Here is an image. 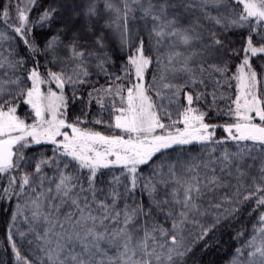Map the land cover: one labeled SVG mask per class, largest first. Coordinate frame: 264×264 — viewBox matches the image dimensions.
<instances>
[{"label":"snow or ice","instance_id":"1","mask_svg":"<svg viewBox=\"0 0 264 264\" xmlns=\"http://www.w3.org/2000/svg\"><path fill=\"white\" fill-rule=\"evenodd\" d=\"M209 2L214 8H223L222 13L206 17L221 26L220 31L247 30L245 47L240 52L230 50L231 56L243 55L232 77L225 76L226 60L213 62L225 53L223 40L215 32L206 39L191 25L181 27L175 11L180 5L172 0H122L123 9L105 5L123 21L121 44L134 48L124 71L126 75L134 73L135 82L127 88L117 85L115 91L111 85L94 89L119 97L120 106L113 101L109 109L115 113L114 122L107 126L122 134L106 135L82 128L79 125L85 121L79 117L68 121L65 84L85 83L80 77L88 75L84 67L86 52L78 33L65 43L58 32L43 49L49 54L69 49L75 65L71 75L47 68L42 74L39 61L33 59L35 66L25 69L23 77L30 86L23 84L20 76L0 81V177H5L7 184L0 188V199L16 198L11 220L15 223L18 216L23 217L28 232L40 242L43 258L38 264H186L185 258L197 239L206 237L223 221H236L244 215L251 218L254 213L256 223L251 234L245 237L243 229L236 233L242 242L231 264H264V96L250 62L257 55L264 57V0H202V6L207 7ZM20 3L13 5L17 26L8 27L35 57L41 49L29 43L28 12L36 0H27L23 8ZM235 5L241 6L239 11ZM194 6L183 5L185 9ZM137 11L142 20L151 22L149 41L154 40L156 46L168 41L172 47L166 62L159 56L154 61L145 54L144 39L138 37L131 44L127 21L129 14ZM55 12L50 8L38 19L50 22ZM84 14L94 17L95 3H90ZM2 16L6 24L11 19L7 8ZM4 38L0 33V39ZM103 41L100 36L94 44L103 49ZM177 43L200 51L184 55L176 50ZM93 55L87 52V56ZM194 57L199 60L194 61ZM154 62L156 73L149 84L146 74ZM6 64L15 70L22 68L24 61L5 57L0 60V69ZM98 66L103 70L102 63ZM205 73L215 85L210 93L213 103L216 89L222 87L213 73L226 83L235 80L237 95L231 101L233 107L225 113L233 118L231 123H206L207 113L193 106L194 101H206ZM53 83L59 91L42 87ZM8 85L18 91H11ZM181 94L185 104L176 107L174 118L170 109ZM20 103L30 106L23 117L17 114ZM98 103L103 107L101 101ZM93 123L106 122L96 119ZM217 128L226 133L223 138L216 137ZM229 142L231 148L226 146ZM41 143L54 145L55 155L39 158L32 164L33 170L27 171L29 160L24 149ZM193 144L203 146L206 159L192 157L185 161L177 156L173 163L164 158L168 149ZM144 166L152 169L147 176L142 171ZM45 168H54L56 175L49 176ZM112 169H119V174L103 171ZM109 174L110 180L102 179ZM193 228L198 233L189 241ZM19 235L24 237L26 233ZM8 238L11 240V228ZM12 247L16 248L15 243ZM16 256L23 259V264H32L19 251Z\"/></svg>","mask_w":264,"mask_h":264},{"label":"trees","instance_id":"2","mask_svg":"<svg viewBox=\"0 0 264 264\" xmlns=\"http://www.w3.org/2000/svg\"><path fill=\"white\" fill-rule=\"evenodd\" d=\"M130 2V0H129ZM173 3L180 5L175 11L179 15L180 24L184 27L189 25L193 26L198 35H201L207 39L210 33L215 32L216 35L223 40L225 44V53L222 56H218L213 60L215 63H221L227 61L228 72L225 74L227 77H232L236 73V69L240 63H242L243 55L231 56L230 50L240 52L245 47V37L247 36L246 29H233L231 31H220L221 26L213 24L210 20H207L208 16H216L220 12L222 7L217 9L209 2L207 7L202 6V0H172ZM20 3V0H0V29L6 33V35L12 39V43L9 45V49H3L2 59L7 57L9 60L22 59L24 65L22 68L1 69L0 76H4L8 73L9 78L20 76L23 84L30 86V81L24 80L25 69H31L35 66L33 59L39 61L40 71L43 74L45 68L52 71L64 70L71 75V69L75 67L70 59L71 52L67 48H60L54 53L58 59V62L52 60V54L43 51L45 43L58 32L62 33V39L67 43V39L73 34L78 33L81 37V44L86 52V59L84 67H86L88 75L80 78L85 80V83H66L63 89L65 97L68 100L67 114L68 121L73 122L77 117L85 123L80 124L82 128H91L96 131H100L103 134H122L119 130L109 128L107 125L114 122V111H109L113 107V101L115 106H120V99L117 96L108 95L103 91H94V89H104L110 85L115 91L117 85H122L127 88L135 82L134 73L125 74V66L127 65V57L134 54V48L121 44L120 33L123 26L122 20H117V14L105 7L107 3H111L118 8L123 9L122 0H36L34 6L31 7L28 12L29 20L31 22V31L28 34L29 43H35L40 49L41 53L35 55L30 52L26 45L23 44L22 38L12 31L13 27L17 26V20L13 15L11 19L7 21V24L3 20L2 10L7 8H15L13 5ZM90 3H95L97 14L94 17L89 18L84 14L87 6ZM199 3V5H196ZM27 4V0H23L20 3V7H24ZM192 4L196 5L191 8L185 9L183 5ZM199 6V7H197ZM136 8V5H132ZM237 11L240 10V5L234 6ZM55 8L56 12L53 19L50 22H41L39 17L43 12ZM173 10L169 13L172 14ZM133 15L135 19H133ZM128 24V38L131 44L137 42V38L144 39L145 41V54L151 55L155 61L159 56L162 61H165V55L160 50L154 47V40L149 41L147 33L150 28V21H144L140 18V12L129 14ZM113 21H116L113 23ZM199 21V23H197ZM103 36L104 48L99 49L94 44L95 39ZM151 48V51L149 50ZM164 51L163 49H161ZM92 51L95 53L93 56H87V52ZM180 52L184 55H189L192 52H199V48L186 49L180 47ZM6 52V53H5ZM107 58V59H105ZM199 60V57H194V61ZM166 62V61H165ZM251 65L253 70L257 72L259 79L262 76L261 62H264V57L257 55L252 57ZM103 64V70L98 66ZM207 67V65H205ZM156 64L153 63L152 67L148 69L146 74L147 83H151V77L156 73ZM7 70V71H5ZM79 71V69H77ZM7 76V75H5ZM116 77H121L117 80ZM206 77V101L202 100L199 103L194 101V107H198L200 110L207 113L205 122L210 124H226L231 123V117L225 115L230 107H233L231 101L235 99L237 95L235 80H228L227 83L218 74L213 73L215 79L220 80L222 87L216 89L217 98L212 101L210 93L214 90L215 85L212 83V78ZM5 78V77H3ZM76 77H73L75 80ZM10 90L13 92L18 91L14 85H10ZM197 90H200L199 88ZM92 93L90 97L88 94ZM262 95V93H260ZM224 98L221 99L220 97ZM264 96V94H263ZM101 101V104L98 103ZM17 101H13L16 103ZM185 100L183 94H181L177 104H173L171 109L173 111V117L175 118V109L178 105H184ZM26 112H30V106L20 103L18 108V115L22 117ZM96 119H103L105 124H94ZM29 122H32L29 120ZM167 123V121H165ZM226 135L222 129H216V137L223 138ZM227 147H232L229 142ZM54 145L50 143H41L39 145H32L31 147L24 149V154L29 160L27 171H32V164L39 158H53ZM203 146L199 144L187 145L168 149L165 153V159L169 162H175L177 156H181L185 161L194 157L197 160L206 159L207 152L202 151ZM44 171L49 176L56 175L54 168H45ZM106 173L115 172L119 174V169L103 170ZM144 175L147 176L151 173L152 169L148 166L142 168ZM105 181L111 179V175L102 177ZM6 178L0 177V188L6 187ZM2 195V194H0ZM22 202V201H21ZM17 203L14 197L11 201L6 199H0V264H23V259H18L16 252L19 251L20 256L24 259L32 261V264H38L39 260L43 258L42 252L39 250V241L36 240L32 233L28 232V224L24 222L23 217L18 216L15 223L12 222L11 217L15 211V205ZM145 203L147 200L145 198ZM203 222V221H202ZM256 223L255 213L251 218L247 215L242 216L236 221H223L213 231L209 232L203 239H197L192 245L191 252L188 253L185 258L186 264H231V260L235 254V249L240 246L241 240L236 238V233L240 230L245 231V237L249 236L252 231L253 225ZM11 228V240H9V229ZM192 236L188 237L191 241L198 233V229L193 228ZM24 232L26 235L21 237L19 233ZM15 243L16 248L13 249L12 244Z\"/></svg>","mask_w":264,"mask_h":264},{"label":"rangeland","instance_id":"3","mask_svg":"<svg viewBox=\"0 0 264 264\" xmlns=\"http://www.w3.org/2000/svg\"><path fill=\"white\" fill-rule=\"evenodd\" d=\"M195 5V4H194ZM196 5H199V3H197ZM195 5V6H196ZM197 7H199V6H197ZM223 12V9H221L220 10V13H222ZM9 14H10V17H12L13 15L15 16V18H16V15H17V13H16V9L15 8H13V10H12V8H10L9 9ZM169 15L171 16L172 14L171 13H169ZM128 24H129V20L127 21V27H128ZM180 26L181 27H184L182 24H180ZM0 33H3L4 34V36L6 37V38H4V39H0V60H3L2 59V57H1V55L3 54V49H5V51L7 52V50L6 49H9V45L13 42L12 41V39H10L7 35H6V33L4 32V31H2L1 29H0ZM182 45H179L178 43L175 45V47H176V50H180V47H181ZM154 47L157 49V50H160L161 52H163V54L166 56L167 55V53H169L171 50H172V47L170 46V44H169V42L168 41H165V42H163V44L162 45H160V46H156L155 45V42H154ZM184 47V46H183ZM161 49H163L164 51H162ZM5 52V53H6ZM58 59L59 58H57V56L55 55V54H52V60L54 61V62H58ZM260 66H262V76H261V78H260V81H261V83L259 84V92L260 93H262V96H263V94H264V62H261L260 63ZM6 68V67H5ZM5 71H7V70H5ZM0 72H3L1 69H0ZM10 75L7 73V76H0V81H3V80H7V77H9ZM3 77H5V78H3ZM259 78V77H258ZM12 79H14V78H12ZM12 86V85H11ZM9 89H10V85H8L7 86ZM43 88H44V90H47V88L48 87H52V89L54 90V91H59L57 88H56V86H55V84L53 83V84H45V85H43L42 86ZM63 93H64V91H63ZM65 95V94H64ZM65 131H69V130H67V129H65Z\"/></svg>","mask_w":264,"mask_h":264}]
</instances>
